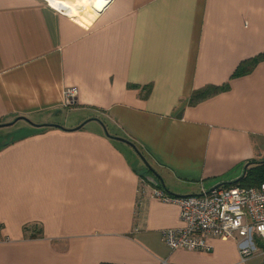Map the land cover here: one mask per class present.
<instances>
[{"label":"crops","instance_id":"1","mask_svg":"<svg viewBox=\"0 0 264 264\" xmlns=\"http://www.w3.org/2000/svg\"><path fill=\"white\" fill-rule=\"evenodd\" d=\"M87 7L0 0V124L39 125L5 126L18 125L0 145V264H264L232 239L169 249L160 230L179 208L150 197L151 173L115 139L140 146L169 195L264 160V0H112L75 18ZM208 85L223 87L189 104Z\"/></svg>","mask_w":264,"mask_h":264},{"label":"built area","instance_id":"2","mask_svg":"<svg viewBox=\"0 0 264 264\" xmlns=\"http://www.w3.org/2000/svg\"><path fill=\"white\" fill-rule=\"evenodd\" d=\"M77 89H65V104L76 99ZM152 198L172 202L179 208L177 227L160 230L164 244L172 250L209 252V237L237 241L239 253L247 257L264 242V183L243 187L214 185L200 187L187 195H169L160 187L149 191Z\"/></svg>","mask_w":264,"mask_h":264},{"label":"trees","instance_id":"3","mask_svg":"<svg viewBox=\"0 0 264 264\" xmlns=\"http://www.w3.org/2000/svg\"><path fill=\"white\" fill-rule=\"evenodd\" d=\"M259 57H261V55H257L253 58H249L245 60L244 62L240 63L239 66L234 71V73H242L246 69L252 67ZM222 87L208 85V86L199 88L197 90H193L189 98V104L196 103L199 99H202L212 93L219 91L220 89H222ZM128 140L132 142L137 147L139 152L144 156V152L142 151L140 146L135 144L131 139H128ZM245 165L246 167L244 168V176L241 179L230 182V183H224V185H239L243 187H250V186L258 185L260 183H264V160H261V161L249 160L248 162L245 163ZM143 175L140 174L142 180L146 181L144 179L145 175L144 176ZM257 245L258 247H261L264 249V242L258 241ZM101 264H105V263H101Z\"/></svg>","mask_w":264,"mask_h":264},{"label":"rangeland","instance_id":"4","mask_svg":"<svg viewBox=\"0 0 264 264\" xmlns=\"http://www.w3.org/2000/svg\"><path fill=\"white\" fill-rule=\"evenodd\" d=\"M46 3H49L48 0H43ZM96 5V6H92L91 5ZM107 3H102V2H98L97 0H89L88 4L85 6L87 7L85 9L84 12H82L78 17V19H83L86 21H92L94 20L95 17L98 16V14L105 8V6H107ZM68 119L72 120L74 118L73 115L70 114V116H67ZM18 125H14V126H10V127H2L0 128V145L4 144L5 142L9 141L10 139H12L13 137L16 136V132H14L13 130H15V128H17ZM131 157L132 160V156L131 154L129 155ZM139 160V158H136L135 161L133 159V166L136 168V172L138 171L139 173H142L141 175H143L145 173V169L143 163H140L141 160ZM144 176V175H143ZM155 187V186H153Z\"/></svg>","mask_w":264,"mask_h":264},{"label":"water","instance_id":"5","mask_svg":"<svg viewBox=\"0 0 264 264\" xmlns=\"http://www.w3.org/2000/svg\"><path fill=\"white\" fill-rule=\"evenodd\" d=\"M111 1H112V0H109L108 4H109ZM108 4H107V5H108ZM19 119L24 120L25 122H27L28 124H30V125H32V126H39V125H37V124L32 123V122H31L29 119H27L26 117H21V116H20V117L15 118V119L12 120L11 122H6V123H2V124H0V127H1V126H2V127H3V126H4V127H5V126H9V125H11L12 123H14L16 120H19ZM50 125L58 126V125H55V124H50ZM103 129H104L105 134L109 135V134L107 133V131H106V129H105L104 126H103ZM115 139L120 140V141L126 143L128 146H130V147L133 149V151L136 153V155L138 156V158L141 160V162L143 163V165L145 166V168L148 170V172L151 173V176L146 177L147 181H148L150 184L154 185V186H159L158 183H157V182H159L161 188L165 191V188L163 187L162 182L159 181V180H160V179H159V176H157V174L155 173V171L151 168V166L148 164V162L144 159L143 155L139 152V150L137 149V147H136L132 142H130L129 140H127V139H125V138L115 137ZM245 167H246V165H244V168H245ZM243 176H244V170H243L241 176H240L237 180L241 179ZM156 178L158 179V181L156 180ZM237 180H235V181H237ZM217 185H221V184H217ZM217 185H216V186H217Z\"/></svg>","mask_w":264,"mask_h":264},{"label":"bare ground","instance_id":"6","mask_svg":"<svg viewBox=\"0 0 264 264\" xmlns=\"http://www.w3.org/2000/svg\"><path fill=\"white\" fill-rule=\"evenodd\" d=\"M49 4L55 9L68 14H79L88 4L89 0H48ZM146 175V174H145Z\"/></svg>","mask_w":264,"mask_h":264}]
</instances>
